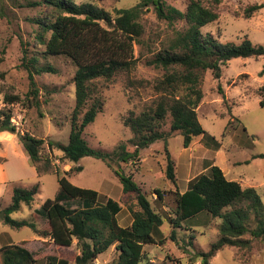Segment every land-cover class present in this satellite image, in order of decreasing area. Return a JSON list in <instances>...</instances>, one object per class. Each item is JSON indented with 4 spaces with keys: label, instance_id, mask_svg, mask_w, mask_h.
Returning a JSON list of instances; mask_svg holds the SVG:
<instances>
[{
    "label": "rangeland",
    "instance_id": "374dc122",
    "mask_svg": "<svg viewBox=\"0 0 264 264\" xmlns=\"http://www.w3.org/2000/svg\"><path fill=\"white\" fill-rule=\"evenodd\" d=\"M30 0H0V110L10 109L11 121L17 133L0 132V208L10 201L14 186L31 187L37 192L30 205L22 204L11 214L15 219L32 218L41 229L48 227L41 211L42 202L52 198L59 190L55 170L68 171L67 179L80 187L95 189L100 202L111 197L119 202L117 215L121 226L129 225L132 211L138 210L133 193H125L114 169L130 173L132 179L150 198L152 207L164 218L161 226L166 240L163 244L143 246V264H188L198 251H206L218 234L220 218L201 211L182 222L176 240L169 238L171 226L168 217L175 207V192H183L188 181L200 173H207L209 165L221 168L228 179L238 181L242 187H254L264 203V105H260L264 92V56L235 57L221 65L220 77L214 78L207 69L203 74V96L196 108L198 121L211 137L199 135L188 147L182 146V137L171 132L168 138L159 139L140 148L136 160L122 162L113 158L109 162L93 156H83L77 162L62 158V152L49 147L48 140L66 142L70 129L69 117L74 106L73 75L75 66L69 58L45 56L44 44L37 38L38 17L41 7L31 6ZM93 2L104 9L129 7L138 0H75ZM181 10L187 0H164ZM206 4L208 0H203ZM264 0H220L218 18L203 26L202 32H211L221 42L239 43L247 37L253 44L264 45V6L245 15V8ZM144 31L133 44L136 58L134 67L121 70L109 80H97L95 89L103 97V105L95 119L84 129L83 136L93 148L111 152L119 144L128 151L134 150L130 140L132 132L123 122L130 112L138 113L156 96L153 87L162 77L164 69L149 61L173 36L175 29H183L185 22L173 23L156 16L152 7L141 16ZM34 57L35 60L32 58ZM35 67L51 70L33 73L38 88V104L26 98L29 88L28 71ZM223 92H219L217 85ZM263 87V88H262ZM5 94H16L19 101L6 103ZM170 116L159 127L169 132ZM29 132L44 140L41 154L51 162L50 169L40 177L29 162L19 140V133ZM165 149L176 164L177 184L166 179ZM82 168L79 172L75 166ZM154 188L165 191L162 200L156 198ZM254 224L251 222L250 227ZM249 240L247 247L224 246L209 260V264H264V237ZM191 241V244L188 241ZM21 243L36 258L35 264H47L46 257H63L74 264L78 253L76 240L68 247L53 244L47 237L36 235L28 226L12 228L0 220V246ZM116 256L114 246L99 254L93 264H110ZM199 264V259L194 260Z\"/></svg>",
    "mask_w": 264,
    "mask_h": 264
},
{
    "label": "trees",
    "instance_id": "16d2710c",
    "mask_svg": "<svg viewBox=\"0 0 264 264\" xmlns=\"http://www.w3.org/2000/svg\"><path fill=\"white\" fill-rule=\"evenodd\" d=\"M220 0H187L184 10L167 4L164 0H138L129 7L115 8L112 12L93 2L75 0H30L31 6L41 7L35 19L38 25L36 38L44 44L45 56L63 55L75 66L73 75L74 106L70 113V129L66 142L48 140L49 147L62 152V158L77 162L83 156H93L109 162L113 158L122 162L136 160L139 149L150 143L168 138L171 132L182 137V146L188 147L199 136L211 137L200 125L196 108L202 96L203 74L209 69L214 78H219L221 65L235 57L264 56V45L253 44L247 37L239 43L221 42L211 32L201 28L218 18L216 11ZM264 6L252 4L245 8V15ZM152 7L156 16L173 23L183 19L185 27L175 29L173 36L149 61L164 69L153 87L155 98L138 113L130 111L123 122L132 132L134 150L128 151L119 144L111 152L90 147L83 136L85 127L92 122L103 105V97L95 89L97 80H109L121 70L134 67L136 58L133 44L142 35L144 28L141 16ZM34 60L35 58L32 57ZM51 70L35 67L28 71L29 88L26 98L38 104V88L33 73ZM260 74H264V68ZM264 87V86H263ZM262 87V88H263ZM219 92H223L217 85ZM260 105H264V92ZM16 94H5L6 103L19 101ZM170 116L169 132L159 129L166 116ZM17 133L11 121V111L0 110V132ZM19 140L29 162L40 177L51 166L50 159L41 154L44 140L27 131L19 133ZM164 174L167 180L177 184L176 164L165 149ZM264 156V155H258ZM81 166H75L79 172ZM207 173H200L188 181L183 192H175V207L168 217L171 226L169 238L176 240L182 222L201 211L213 218H220L218 238L206 251H198L188 264H209V260L224 246L247 247L249 240L264 237V203L254 187H242L236 180L228 179L221 168L209 165ZM68 171L60 174L55 170L59 190L52 198H46L41 211L48 227L41 229L32 218L15 219L12 213L22 204L30 205L37 192V184L31 187L14 186L10 201L0 208V220L12 228L28 226L38 236L47 237L56 246L75 244L78 253L74 264H93L95 258L114 246L116 256L110 264H143L145 244L161 245L165 242L161 226L162 215L152 207L150 198L132 179L130 173L114 169L125 193H133L139 206L132 211L129 225L121 226L117 215L121 205L108 197L100 202L95 189L80 187L67 179ZM158 200L165 191L154 188ZM254 226L250 227V223ZM188 243L191 244L189 240ZM47 264H68L63 257L48 256ZM33 253L21 243L10 242L0 246V264H35Z\"/></svg>",
    "mask_w": 264,
    "mask_h": 264
}]
</instances>
